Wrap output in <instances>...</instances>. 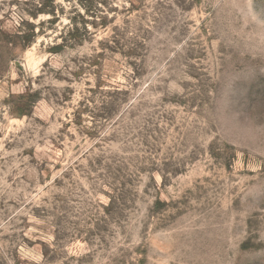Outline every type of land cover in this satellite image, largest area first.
I'll use <instances>...</instances> for the list:
<instances>
[{
  "label": "rangeland",
  "instance_id": "374dc122",
  "mask_svg": "<svg viewBox=\"0 0 264 264\" xmlns=\"http://www.w3.org/2000/svg\"><path fill=\"white\" fill-rule=\"evenodd\" d=\"M0 264H264V0H0Z\"/></svg>",
  "mask_w": 264,
  "mask_h": 264
},
{
  "label": "trees",
  "instance_id": "16d2710c",
  "mask_svg": "<svg viewBox=\"0 0 264 264\" xmlns=\"http://www.w3.org/2000/svg\"><path fill=\"white\" fill-rule=\"evenodd\" d=\"M44 9L43 8H41L40 10H39V12H41V11H43ZM52 11V10H51ZM53 13V12H52ZM55 15V14H54Z\"/></svg>",
  "mask_w": 264,
  "mask_h": 264
}]
</instances>
